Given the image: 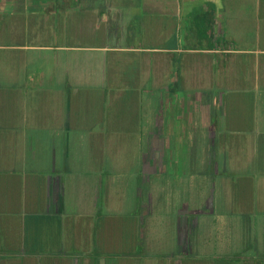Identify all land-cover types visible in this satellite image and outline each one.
Listing matches in <instances>:
<instances>
[{"label": "crops", "instance_id": "crops-1", "mask_svg": "<svg viewBox=\"0 0 264 264\" xmlns=\"http://www.w3.org/2000/svg\"><path fill=\"white\" fill-rule=\"evenodd\" d=\"M44 52L50 85L14 90L45 101L0 81V264H264V0H0V78L43 77ZM119 139L160 175L168 142L222 165L219 245L184 211L173 245L149 244L146 200L120 215Z\"/></svg>", "mask_w": 264, "mask_h": 264}, {"label": "rangeland", "instance_id": "rangeland-1", "mask_svg": "<svg viewBox=\"0 0 264 264\" xmlns=\"http://www.w3.org/2000/svg\"><path fill=\"white\" fill-rule=\"evenodd\" d=\"M48 54L49 53L45 52L40 53V58L43 59H40L34 64V69L40 70L44 74L43 77L0 78L2 86H7L6 93L3 95L7 103L19 100L29 101L32 99L30 97H35L34 95L42 97L40 101H45V93L40 92L32 94L28 92L26 94H20L15 92L14 89H22L26 84L31 83L37 88H46L50 85V80L46 76L50 63L46 57ZM59 80H62V78H55L56 84H59ZM62 84H65V81H63ZM35 91H39V89ZM151 104L152 107L154 106L155 108L157 106V101L152 100ZM91 106L92 104H87L88 115L94 110ZM113 143L117 150L113 152V157L105 158L102 168L104 171L103 176L108 175V171L110 172L111 168H113L112 175L116 178V194L118 196V206H114V208H117L118 212L120 211V215L127 216L138 211L145 200L149 203L148 205H150L151 213L149 219L146 217V229H148L146 232L150 234L147 239L149 244H158L159 240L162 244L164 243V245H173L175 243L174 231L176 226H178L177 220L180 211H184L186 215L189 214V219L192 217L193 219H199L200 227L195 232L196 234L198 233V236L203 237V235H208V239L206 240L201 238L195 239V244L199 243V245L211 246L220 244L221 237H219V229L221 228V223L218 222L219 220L217 223L210 221L209 219H211V216L208 214L210 213L209 211L212 210L211 208L215 209V218L221 213L220 210L222 206L219 205L220 201H218L220 197V195H218L220 191L218 187L222 182V174L220 172L223 168L220 163L218 167L212 170L209 164H203L200 153L197 152V154H195L191 149L187 151L185 145L184 147L181 145L180 150H176V148H173L174 142H168L170 148L167 150V166L165 167L168 169L166 174L161 173L160 175V167L157 164L151 167L147 164L144 165V159L148 154L146 148L150 142L145 141V139L139 142L119 139ZM76 152L77 150L75 149L72 155ZM19 153L20 152L14 151L13 148L10 149L8 146L6 158L9 161L11 158L14 160L18 157L19 162L22 163V161H24L25 165L29 168L28 151L25 153L27 157H22ZM219 161L221 162V160ZM21 165L22 164L19 163V167ZM74 168L89 167L83 164L82 166ZM144 168H155L156 172L143 175ZM105 178L106 177H104V179ZM161 189H166L167 193H163L160 198L159 190ZM171 190L173 192L169 194L172 198L175 197L174 202L177 201L175 205L174 203L168 204V192ZM214 193H216V203L212 207L209 202L207 203L206 197L210 195L211 198L212 195L214 196ZM164 200H167V202ZM103 207L104 206H102V208ZM195 212L202 214L195 215ZM192 214H194V216H192Z\"/></svg>", "mask_w": 264, "mask_h": 264}]
</instances>
